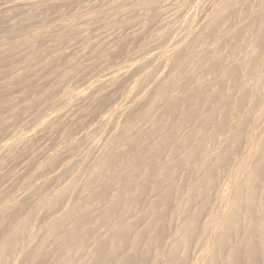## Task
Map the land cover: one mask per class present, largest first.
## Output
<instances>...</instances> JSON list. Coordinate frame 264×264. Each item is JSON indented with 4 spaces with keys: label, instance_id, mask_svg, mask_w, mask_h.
<instances>
[{
    "label": "bare ground",
    "instance_id": "6f19581e",
    "mask_svg": "<svg viewBox=\"0 0 264 264\" xmlns=\"http://www.w3.org/2000/svg\"><path fill=\"white\" fill-rule=\"evenodd\" d=\"M48 1L49 0H39L36 2L32 1V3H31V1H30V3H27L25 1H23V2L17 1V2L13 3L12 7L5 6L7 8L2 7V6H4V4L0 3V9L2 7V9H5V11L7 13V11H10V8L21 7L20 10L23 11L24 9L22 10V8L25 5L26 6L28 5L26 7L28 9V7H30V8L33 7V6L31 7L29 5H34L36 7L35 4H38V3H40V4L45 3L46 4V2L48 3ZM56 1L57 0H55V1L53 0V3ZM77 1H80V0H74V2L78 3ZM97 1L99 2V0H97ZM111 1L110 0L108 1V2H110V5H111ZM127 1L129 2V0H123V3L127 2ZM132 1H134V0H132ZM162 1L163 0H161V2ZM243 1L248 2V0H222L220 3L217 2L218 4H216V5L214 4L215 6L213 8L211 6V8H212L211 13H209L205 16L203 15L204 14L203 13L202 14L203 16L202 15L200 16V17H202L201 19H203L201 22L199 21V19H200L199 16L197 17L199 19H197L195 17L197 19V21H199V24H197L198 22L196 20H194L195 18H192L194 16L195 12L190 10V12L192 11V12H194V14H192V16L187 14L188 17L191 16V18H190L191 20L188 19V21H189L188 23L186 21V24H185V22H184L185 19H184L183 20L184 25H182V26L179 25V28H176L175 30L168 28V29L164 30L163 32H161V34L159 32L160 37H158V39L160 38V40L163 42V44L165 43L167 46L164 47V49H162L161 52L159 50H157V52L158 51L160 52V53H157L158 55L154 54L157 56L156 57L157 61H155V63L156 62L157 63L155 66L152 65L154 63V60L148 59L147 57L146 58L144 57L145 59L143 58V60L140 62H137V60H136L135 62H137V65L135 63V65H136L135 67L128 66L127 69H124L126 67L123 63L124 71L127 70L125 74L122 75V74L118 73V76H112L113 74L115 75L116 72L110 75V72L108 71L109 73L108 72L107 73L109 74V76H112V77H109V78L107 77V80L105 82L103 80L100 82L97 81L96 83L91 85V87L84 89L86 91H79V93H75V94H72V92L69 90H66V91L62 90L63 92L61 93L62 94L61 97L58 94L60 99L58 98L59 100L57 99L58 100V101L56 100L57 102L53 101L50 104L47 103L48 106L46 105L45 108L39 113V115L44 114V116H48L49 113H47L48 115H46L44 113L45 109H47L48 107H50V108L51 107L52 108L57 107V105L59 107V104H60V107L63 106V105L61 106V104H64L66 106V105L70 104V102L72 103L74 101H75L74 103H76V106L79 103L84 104L83 102L86 103V101H88L89 98H92L93 95L95 96L96 92L98 93V91L100 90L102 85H104L106 82L111 84V85L112 84L116 85V88H115V86H113V85L112 86L115 88V90H119L117 88V86L122 87L121 86L122 84L118 85V83L120 82V80L124 76L129 77V74L131 72H133V71H134V73H135V71L138 72L139 77L138 78L135 77L136 81L133 80L135 82V84H133L134 86H132V84L131 85L129 84L130 86H132L134 88V90H135L134 92L137 91L136 92L137 97L131 92L132 89H130L129 92H131L132 95H134V96H132L130 94V96L127 98V100L130 98L129 99V101H131L130 103H127L128 102L127 100H125L127 102H122L121 97H123L122 96L124 94L123 91H122L123 93L120 91L121 92L120 94H122L120 98L118 96L113 95L115 97H118V99H120L122 103H127L128 105L129 104L130 105L127 107H124L123 104H122V106L120 105L121 107H124V108H121L119 106H118L119 107L118 108L116 105V107L118 109H116L115 112L113 110L114 113L112 114L111 117H113L114 119L117 118V120L113 121V118H112L113 122H111V124L109 125L110 131L107 130L106 131L107 134L104 133L107 136L103 137L104 139L100 143H98V141H97L98 144L96 143L94 146H92V147H94V149L88 148L90 150H93V153H95V154L98 153V154L97 155L92 154L94 156V157L92 156V158H91V156H89V159L90 158L92 159V163L87 164L83 177H80L82 175L80 171H79L80 172L79 175L76 173L77 176L81 179H79L78 177H74L75 174L73 176H71V174H70V176L73 178V180H71L72 178H70V180L68 179L70 182L69 183L66 182V185H64L62 187H60L59 185H57L56 187H53L51 183L47 182L45 185L43 183L44 186L42 188H40L39 190L36 189V186H35L36 190L35 189L32 190L31 188L28 189V190H32L34 192V195L32 194L33 196H35V197L37 196V199L34 197V199L36 201L31 203L32 204L31 207L29 208L30 205L27 206L28 209H27V207L25 208V205L23 204L24 202L23 203H22V201L19 202V199H18V201L15 200L14 198H12V199L7 198L8 200L5 199V201L0 200V264H25V263H28V264H45L46 262H44V259L48 255L47 254L48 251L46 250V247L48 246L47 248H49L48 243L51 241L54 242L53 244H55V240H57V241H56V244L54 245V247H52L53 244L50 246L51 249L53 248L52 252L54 254L55 253L57 254L56 261L52 260L53 264H69V262H70V264H73L74 263L73 260H75V259H77V260L81 259L82 260L83 257L88 256V255H86L88 250H90V252L89 251L88 252L91 253L89 255H91L92 258L95 256L91 260H95L97 257L99 258V256L103 255L107 245H108L107 248L108 247H110V248H108V249L106 248V250H110L112 247V249H114L115 251L119 250L118 248L124 249L123 252H121L119 250V251H117V253H119V252L124 253L126 251L125 255H121V256H118L120 253L116 254L115 251H112V252L110 251L111 255L113 253H115L112 255V258L110 256H108L109 260H110V258L112 259L113 264H128V263L132 262L131 261L132 251H134V250L136 251V249H139L140 246L141 247L143 246L142 250H144V251H142V254H140L138 252L141 255L140 257H139V254L136 253V254H138V256L136 255V257H138V259H140L142 257L143 258V259L141 258L142 260L146 259L145 257L149 258L148 252H149L150 248H153L154 250L153 249L152 250L154 252H152L153 253L152 256L155 260V262L153 264H264V148L263 149L255 148L254 149L255 144H254V134H253V126L255 125L256 119H260V124L262 125V127L264 129V106L261 105L260 107H258L256 109L255 103L250 100V96H249L250 94H253V92H255L256 88H261V90L262 89L264 90V0H256L258 5L256 4L255 9L250 10L249 13H245L246 11L243 13V11H241L240 7L244 3L241 6L239 4L242 3ZM10 2H12V1H10ZM58 2H59V0L57 1V4H56L57 9H58V7L61 8V6H63V7L68 6L66 4H74L73 1L71 2L70 0H61L59 3ZM98 2H97V4H99ZM101 2H102V0H101ZM130 2H131V0H130ZM161 2L159 0H149V1L145 0L144 2H140L141 7L140 6L139 7L140 8L143 7L144 10H148V13L150 10L151 11L158 10L159 12L157 11V15H156V12H154L155 14L154 13L151 14V11H150L151 15H153V14H154L153 16L156 15V17H154L156 19L160 18L159 16H161V15H165L164 19H166L167 23H164V21H165L164 19L163 20L161 19V21H163V23L161 22L162 24L159 23V21H160L159 19L158 20L155 19L159 24H161V28H162V25H165V24H166V26L168 24L169 26H167V27H170L172 24L170 25L168 22L171 23V22L175 21L174 23L176 25H177V23L182 24L181 19L183 17H181V19H179L181 11L180 12L175 11L171 14H170V12H162L161 13L160 8H163L164 6H167V4L170 3V2H168V0H167V2L164 1V4H162L163 2L162 3ZM76 3H75V5H76ZM115 3L116 2L113 1L112 5ZM177 3H178V1H177ZM189 3H191V2H189ZM195 3H194V5H195ZM9 4H7V5H9ZM48 4H52V3H48ZM87 4H86V6H87ZM130 4L133 5L132 3H130ZM10 5H12V3ZM91 5H94L93 2L91 4H89L88 7H90V8H88L87 10H92V8H94L93 12H94V10H97V7H94L95 5L92 7H91ZM202 5H200V6H202ZM254 5H255V3H254ZM39 6H41V9L40 8L36 9L37 7L33 8V9H35L34 10L35 12L37 11L36 12L37 14L41 13L39 10H42V13H44L46 8H47L46 10L48 13L47 12H45V13L49 14V10H48L49 5L47 7L44 4L43 5L41 4ZM52 6H55V3H54V5L52 4ZM44 7H46V8H44ZM110 7H112V6H110ZM115 7H113V8H115ZM189 7H191V4ZM242 7H245V6H242ZM113 8H111V9H113ZM197 8H199V7H195V9H197ZM211 8H209V11ZM252 8H253V6H252ZM6 9H8V10H6ZM129 9H131V7L129 8V5H128V9L125 11H128ZM135 9H137V8H135ZM143 9H140V11ZM183 9H182V11H183ZM11 10H13V9H11ZM14 10H15V8H14ZM50 10H51V8H50ZM98 10L100 11V9H98ZM242 10H246V8L245 9L242 8ZM1 11H4V10H1ZM29 11H28V13H27V10H25V12H23V15H24V13H27V14L30 13L31 18L28 17V19H26V20L32 19L34 17V14L31 13L32 9H31V12H29ZM34 11H33V13H35ZM197 11H198V9H197ZM201 11H202V8H201ZM204 11H205V9H204ZM4 12H3V15H4ZM145 12H147V11H145ZM13 13H15V12L13 11ZM17 13H19L18 10H17ZM36 13H35V15H36ZM52 13L50 12L49 16ZM121 13H122V11H121ZM143 13H144V11H143ZM182 13L184 14L185 12H182ZM0 14H1V12H0ZM27 14L25 15V17L27 16ZM79 14L80 13H78V16H79ZM150 14H147V15H150ZM183 14H182V16H183ZM189 14H191V13H189ZM6 15H8V14H6ZM103 15L104 14H102L100 12H96V13L94 12V13H92V15L89 18L92 20L100 19L102 21L103 19H101V18H104V17H101V16H103ZM110 15H111V13H110ZM151 15L149 17H151ZM75 16H73V19H75ZM58 17L61 18V16H59V14H58ZM10 18L11 17H9L8 22L10 21ZM17 18L21 20V18H19V16ZM115 18H117V17H115ZM55 19H54V22H56ZM68 19H69V17H68ZM133 19H131V20H133ZM176 19L180 20L181 22H177L178 20H176ZM11 20H12V18H11ZM32 20H30V21H32L31 22L32 25L36 24L34 21L35 19L33 18ZM41 20H43V18H41ZM66 20H67V18H66ZM66 20L62 21V19H61L62 22H65L66 26L64 24H60L61 23L60 20H59V22H56V24L53 22L55 25L52 28H50V30L43 29L39 32L38 28L37 29L33 28L34 31L36 30V31H38V33H36V35L31 36V37H29L28 35L25 36L26 34H30V32L27 33V31H26L25 32L26 34H25V33H23L22 28L19 27L20 30L22 31V32H20V34L21 33L25 34V35H21V36H24L23 39H21V42H20V40H17L20 43L15 41L16 44H12V45H11L12 42H10V46L8 45L7 48L3 49L4 46L7 45V44H5V43H7L5 41V43L1 44V45H3V47L1 48V46H0V54L2 52H4V50H18V47L23 46V45L27 46L26 48H28V47L32 48L33 46H35L34 49H36V47L41 48V46L44 44L43 42H46L48 40V39H46L47 33L49 34V32H51L52 30H55V29H58V33L54 34L55 36L57 35L56 38L54 37L56 40H53L51 38L50 34L48 36V38H50V40H53L52 41L53 44H56V43L59 44V42H64V43L68 44L67 46H69V47L72 44L77 45L76 42L74 43V41L76 39V38H74L75 35H73L74 36L73 40H72L71 36H70L71 38H69V36H68V38H66V40H65L64 38L66 36L62 32L59 33L60 29H62L63 27L68 32V24H71V22L69 23L68 20L67 21ZM85 20H87V19L85 18ZM97 20H95V21H97ZM144 20H147V19H145V17H144ZM155 20H154V22H156ZM24 21H23V23L21 21L22 26H23V24L25 25ZM30 21H28V22H30ZM49 21L51 22V20H49ZM49 21H47V22H49ZM101 21H98V22L102 23ZM150 21H152V20L150 19ZM66 22H68V23H66ZM87 22H89V21H87ZM87 22H86V24H87ZM112 22H113L112 25L114 26L115 21H112ZM154 22H153V24H154ZM195 22L197 25L195 24ZM31 23H28V24H31ZM40 23L37 25H40ZM73 23L75 24V22H73ZM81 23H80V25H81ZM100 23H99L98 28L101 27V25H104V24H100ZM1 24H2V22H1ZM12 24H14V23H12ZM19 24L20 23H17L16 26H20ZM43 24L44 23H42L41 25H43ZM93 24L95 25L96 23L94 22ZM116 24H117V26L115 25L116 27L110 28V29H112V30H109V31H111L110 33H113V32L116 33L117 30L122 28L121 23H120V25L118 24V22ZM153 24L151 25L152 27L149 26L150 29L153 28ZM155 24H157V23H155ZM32 25H31V27H30V25H27V27L29 26L30 28H32ZM145 25H146V23H145ZM173 25H172V27H173ZM48 26H50V25H48ZM77 26H79V25L77 24ZM77 26H74V27H77ZM84 26H82V27H84ZM89 26H91L92 29H94L93 28L94 26L91 24L88 26L86 25V28H88L89 29L88 31L90 32ZM126 26H128V24ZM1 27L4 28L3 26L0 25V28ZM36 27H38V26H35V28ZM42 27H44V26H42ZM71 27H73V26L71 25ZM163 27H165V26H163ZM167 27H165V28H167ZM5 28H6V26H5ZM40 28H39V30H40ZM84 28H82V29H84ZM98 28L96 27L97 30H98ZM125 28H127V27H125ZM154 28L156 29L155 26H154ZM4 29H3V31H2V29H0V30L3 33H6V32H8V30L11 31L12 27L10 29H8L6 32L4 31ZM71 29H69V30H71ZM73 29L75 30L76 28H73ZM144 29H146V28L144 27ZM157 29H158V27H157ZM157 29H156V31H160ZM159 29H160V27H159ZM18 30L19 29H17V32H18ZM78 30H77V33H79ZM34 31H32V32L34 33ZM55 31L57 32V30H55ZM84 31L82 33H84ZM88 31H87V37L89 34ZM106 31L108 32V30H106ZM121 31H122V29H121ZM150 31H152V30H150ZM156 31H153V32H156ZM14 32H12V33H14ZM91 32H95V31H91ZM101 32H104V31H101ZM146 32L148 33L149 29ZM68 33L72 34V31L68 32ZM80 33H81V31H80ZM108 33H107V35H105V37L109 36ZM118 33H122V32H118ZM118 33H116V34H118ZM134 33H136V32H134ZM151 33L152 32H150V34ZM156 33H158V32H156ZM230 33L232 35V38L230 37L231 36L230 35L229 37L231 39L229 40L227 38L228 39L227 40L225 38V34L229 35ZM15 34H16V32H15ZM15 34H13V35H15ZM74 34H76V33H74ZM60 35H62V36L64 35L65 37H61ZM82 35H83V42H85L86 39H88V38H86L84 40V36L86 35V33H84ZM100 35H102V33H100ZM152 35L154 36L155 34H152ZM19 36L20 35H18V38H21ZM112 36H114V35H112ZM115 36L118 37L119 34L115 35ZM153 36H151V37H153ZM14 37L12 36V39H15L17 37V35L15 38ZM76 37H78V35H76ZM90 37H91L90 40H87L89 42H91V39L93 36H90ZM99 37H101V36H99ZM102 37H103V35H102ZM137 37H138V35H137ZM137 37H136V39H138ZM142 37H144V36H142ZM156 37H157V34H156ZM10 38H11V36H10ZM96 38L100 39V38H98V36ZM113 38H116V37H113ZM67 39H69V40H67ZM78 39H79V37L76 40H78ZM97 39L93 42H98ZM101 40H102V38H101ZM105 40H106V38H105ZM107 40H108V38H107ZM111 40H112V38H111ZM111 40H109V41L111 42ZM149 41H151V40H149ZM153 41H151V43ZM83 42L81 44H83ZM100 42H103V41H99V43ZM157 42L159 44L160 41L157 40ZM157 42L154 41V44H152V46L153 45L155 46V43H157ZM8 44H9V42H8ZM48 44H50V43L48 42ZM58 44H56V45H58ZM89 44L90 43H87V45H85V47L86 46L88 47ZM140 44H143V43H140ZM148 44L144 43V45H146L147 49H148V46H147ZM163 44L161 43V47L165 45V44L164 45ZM56 45H53V46H56ZM59 45L62 46L63 44H59ZM74 45H72V46H74ZM97 45H99V44H97ZM150 45H149V47H150ZM157 45L155 46L156 48H158ZM45 46L47 47V44ZM61 46H60V48H62ZM90 46L91 45H89V49H90ZM93 46L95 49L94 44H93ZM124 46L126 47V45H124ZM154 46L152 48H154ZM51 47H50V49H51ZM57 47H55V50L60 49V48L57 49ZM98 47L100 48V45ZM115 47H118V46L116 45ZM146 47H145V49H146ZM161 47L159 46V49ZM26 48H24V49H26ZM91 48H93V47H91ZM99 48H98V50H99ZM123 48H122V50H123ZM222 48L223 49L226 48L227 52L225 54L221 51ZM30 49H29V51H32ZM34 49H33V53H35V54L37 52L39 53L41 50H43V48H42L41 50L39 49L40 51L34 52ZM44 49H46V48H44ZM81 49H83V48H81ZM101 49L103 51H108L107 48H106V50H104L103 48H101ZM116 49L118 50V48H116ZM145 49H144V51L147 50V49L146 50ZM20 50H22V49H20ZM36 50H38V49H36ZM46 50H49V49H46ZM87 50H88V48H87ZM91 50H90V52H91ZM117 50H114V51H117ZM120 50H121V48H119L118 51H120ZM153 50H155V49H153ZM23 51L24 50H22V52ZM29 51H28V53L31 54L32 52H29ZM71 51H72V49H71ZM71 51L69 50V52H71ZM82 51H84V49ZM96 51H97V49H96ZM150 51H152V50H150ZM150 51L147 53H150ZM47 52L48 51H46V53ZM81 52H79V53H81ZM87 52L89 53V51H87ZM19 53H20V51H19ZM24 53H26V52H24ZM48 53L50 54V52H48ZM94 53H95V51H94ZM155 53H156V50H155ZM72 54H74L73 51L70 55H72ZM104 54H105V52H104ZM151 54H153V53H151ZM18 55H19V57H21L20 56L21 54H18ZM47 55L44 54V56H42L44 58L46 56L45 59L43 58L44 60L40 59L41 56L37 57V54L35 55L36 57L35 56L32 57L33 55H31L32 58H30V60L29 59L28 60L30 61L31 64H33V62L37 63L38 61H41V60H43V61L47 60V62L48 61L49 62L48 63L46 61L45 62L47 63L48 68L45 67L46 64L44 62L43 69H44V67L46 69H49V66H52V61L55 60V62H56V58H58L57 60H59V58L61 59L62 57H64V55L66 56V53L65 54H54L55 56L52 58L49 56L50 59L47 58ZM134 55H132V58L136 59V57H133ZM75 56H77V55H75ZM66 57H64V58L66 59ZM130 57H128L127 59H129ZM139 58L140 57H138L137 59H139ZM62 59L59 61H63ZM65 59H64V61H65ZM4 61H5V59H4ZM18 61H20V60H18ZM14 62H16V60ZM28 62L26 63L27 67H28ZM42 62H41V64H42ZM131 62H130V65L132 64ZM133 63H134V61H133ZM22 64H24V63L22 62ZM37 64H39V63H37ZM41 64H39V65H41ZM128 64H129V62L127 63V65ZM14 65H15V63H14ZM18 65H20V64H18ZM53 65H55V67H56V64H53ZM0 66H2V65H0ZM37 67H39V66H37ZM117 67H119V66H117ZM120 67L118 68V70L122 69V68L120 69ZM7 68L10 69V67H7ZM34 69H37V68L35 67ZM34 69L32 71H34ZM60 69H62V67ZM199 69L201 70L200 72L198 71ZM14 70H15V68H14ZM55 70H56V68H55ZM112 70H114V69H112ZM4 71H2V72H4ZM8 71H10V70H8ZM124 71H123V73H124ZM2 72H0V73L2 74ZM28 72H29V70H28ZM38 72H39V70H38ZM41 72L42 71L40 70V73ZM75 72L77 73V71H75ZM9 73H12V72H9ZM35 73H33V74H35ZM67 73H70V72H67ZM1 74H0V77L3 76L5 74V72L3 75H1ZM6 74H7V72H6ZM23 75H25V73H23ZM23 75L20 74L19 79L22 80ZM27 75H25V76H27ZM65 75L67 78L69 76H71V75L68 76V74H65ZM120 75H122V76H120ZM18 76L15 78L18 79ZM62 76H64V75H62ZM106 76H108V75H106ZM134 76H137V74H134ZM10 77H12V76H9V78ZM1 78H3V77H1ZM6 78H8V77H6ZM131 78L132 77L130 76V80H131ZM203 78H206L207 82ZM3 79H1V80H3ZM17 79L15 81H17ZM19 79H18V81H19ZM7 80L8 79H6L4 81H7ZM15 81H14V83H15ZM22 81L24 82V79ZM126 81L129 82L128 80H126ZM8 82H7V84L5 82H3V83H5L6 86H8ZM27 82H26V84H27ZM121 82L124 83L122 80H121ZM127 82H125V83H127ZM3 83H1V85ZM12 84H13V82H12ZM9 85H10V83H9ZM3 86H2V88H3ZM28 86L30 87V84H28ZM46 86H47V84H46ZM130 86H129V88H130ZM8 87H10V86H8ZM31 88H33V86H31ZM105 88H107V87H105ZM125 88L127 89L128 87L125 86ZM87 89H88V91H87ZM34 90H33V92H34ZM109 90L113 91V88L109 89ZM120 90H121V88H120ZM52 91H54V90H52ZM106 91H108V90H106ZM124 91H125V95H126L127 92H126V90H124ZM73 92H75V91L73 90ZM103 92H105V91H103ZM108 92H111V91H108ZM24 93H26V92H24ZM255 93H257V92H255ZM98 94H100V93H98ZM105 94L106 93H104V95ZM128 94L129 93H127V95ZM138 94H139V97H138ZM43 95H44V93H43ZM47 95H48V92H47ZM104 95H103V97H104ZM125 95H124V97H125ZM258 95L260 97V94H258ZM257 97L258 96L256 94H255V97L253 96V98H257ZM98 98L99 97H97L95 100V98L93 97V99L95 101H97ZM109 98H110V96H109ZM112 98L115 100L114 97H112ZM72 99H74V100H72ZM100 99H101V97H100ZM259 99L264 100V93H263L262 97ZM33 100H35V99H33ZM39 100H41V99H38V101ZM90 100H92V99H90ZM101 100H103V98ZM257 100H258V98H257ZM38 101L35 100L34 102L38 103ZM93 103L95 104L94 101H93ZM106 103L108 104V102H106ZM73 104H71V105H73ZM80 104L78 106L82 105V104L81 105ZM103 106H104V104H103ZM109 106H110V104H109ZM81 107H83V105ZM111 107L113 108V106H111ZM52 108H51L52 111L51 112L49 111L50 113L53 112ZM57 108H54L55 111L57 110ZM79 108L80 107H78V109ZM83 108H80V109H82V111H83ZM112 108H109L110 110H108L110 112V115H111V109ZM73 109H76V107H73ZM78 109H76V112ZM94 109H95V107H94ZM98 109L101 110V108H98ZM58 111H59V109H58ZM82 111L80 110L78 113L83 114L84 111H83V113H82ZM72 113H74V112L71 108H66L65 110L57 112V114L52 115L50 117V120H48V118L46 120H48L49 123L53 124L54 121L57 120V118L62 117V116L64 117V115L70 116V115H72ZM74 115H75V113H74ZM74 115H72V116L74 117ZM88 115H89V113H88ZM98 115H100V112ZM106 115H105V117H106ZM44 116L42 118H44ZM69 116H67V117H69ZM95 116H97V115L95 114ZM95 116H93V117H95ZM101 116H103V115H101ZM67 117H64V118H67ZM105 117H103V121H105V123H106V122H108V121H106V118L108 119V117H106V118ZM249 117L252 118V126L248 122ZM0 118L2 119V117H0ZM36 119H35V121H36ZM68 119L70 120V117ZM96 119H97V117H96ZM99 119L101 120V117ZM110 119H109V121H110ZM72 120H74V118L71 119L69 122L72 123L73 122ZM0 122L2 123L1 120H0ZM95 122H97V121H95ZM100 122H102V121H99L97 123L100 124ZM36 123H38V122H36ZM55 123H56V121H55ZM16 125H18V124H16ZM94 125H96V127H97L98 124H94ZM58 126L60 127L61 123ZM96 127L94 129H92L93 127L91 128L92 132L94 130V133H95V129L99 128L100 126L97 128ZM106 127L109 128L108 126H106ZM62 128H64V127H62ZM88 128H89V126H88ZM13 129L16 130L15 128H13ZM23 129H25V127ZM79 129H81V128H79ZM102 129H103V127H102ZM59 130H61V127ZM97 130H98V134L101 135L102 132L99 131V129H97ZM58 131H57V133H58ZM65 131H66V129H65ZM65 131H63V132H65ZM75 131H77V130H75ZM99 132H101V133H99ZM69 133H71V131L68 132V135H69ZM88 133L86 131L84 134L87 135ZM64 134L66 135V133H63V135ZM104 134H102V135H104ZM14 135H15V133H14ZM68 135L65 137L63 136L62 138L68 139ZM89 135H90V139H91V136L93 135V133L91 134V130H90ZM69 136H72V135H69ZM78 136H79V134H78ZM96 136H97V133H96ZM81 137H82V134H81ZM83 137L81 139H83V141L85 140V142H86L87 137L86 138H85V136H83ZM80 138H77L78 141L80 140ZM99 138H102V136L101 137L99 136ZM23 139H25V138H23ZM26 139H25V142H26ZM74 139L75 138H73V139L69 138V140L71 141V142H69L70 144H67L68 142L66 143V141H63V144L66 143L67 148L70 150L71 148H73V145L76 144L75 142H78V141H76V139L75 140ZM90 139H89V141H90ZM15 140L19 143V141L21 139L17 140V138H16ZM15 140H14V142H15ZM73 140L75 142H72ZM91 140H93V139H91ZM8 141H10V140H8ZM12 141H11V143H12ZM83 141H80L81 144L84 143ZM141 141L142 142L144 141V143L141 144L140 143ZM14 142L12 144L14 146H16L14 144ZM94 142H96V140H94ZM94 142L92 141L91 143L94 144ZM11 143L10 144L5 143L4 145L0 146V150H2V149L4 150L6 148V150L8 149V151H9V149H11L13 146ZM78 144L79 143H77V145ZM86 144H87V147L91 146V144H88V141ZM84 145H85V143H84ZM9 146H10V148H8ZM79 147H80V144H79V146H77V148H79ZM84 147H86V146H84ZM63 148L66 149L65 146ZM80 148H82V146ZM68 149H67V152L69 153ZM6 150H5V152H6ZM71 150H73V149H71ZM71 150H70V153H72ZM84 150L87 151V149H84ZM61 151H62V149H61ZM61 151H58V153ZM80 151L76 150V152H78L77 154H79ZM76 152L72 155H75ZM42 153H44V152H42ZM47 153L48 152H46V154ZM82 153L83 152H81V154ZM85 153H83L82 156H84ZM50 154L52 155L53 153L51 152ZM81 154H79V155H81ZM87 154H88V152H87ZM49 155H47V156H49ZM66 155H68V154H66ZM72 155H70L71 159H72V157H71ZM54 156H49V158L51 159L49 161V163L47 162L48 157L46 158L44 156L47 159V160L45 159L46 164L48 163L47 166H49L51 169V175L54 174L52 171L55 168V166L57 165V159H56L57 155H56V157H54ZM60 156H61V154H60ZM80 157H79V159H81V161H82V159H84L85 156L81 157V158ZM32 158H34V157H32ZM67 158H68L67 161H69L71 163L72 161L69 160L70 159L69 157H66L65 160ZM86 158H88V157H85V159ZM93 158L95 159L94 161H93ZM62 159L64 160V158H62ZM74 159H76V158L74 157ZM79 159H76L75 162L72 164H75V166H76V164L78 163L77 160H79ZM11 160H12V158H11ZM21 161H20V163H21ZM37 161H38V159H37ZM67 161H66V163H67ZM84 161H85V164L88 163V162H86V160H84ZM87 161H89V160L87 159ZM69 162H68V164H70ZM80 163H78V164H80ZM46 164H44V166ZM39 165L37 167H39ZM58 165H59V163H58ZM80 165H82V163ZM47 166H46V168H47ZM61 166H62V164H61ZM43 172H44V170H43ZM48 173H50V171ZM62 173H64V172L62 171ZM59 174H56V175L58 176ZM44 175L47 176L49 174L46 175L44 173ZM44 175L43 176L41 175V177L42 178L45 177ZM64 176L65 175H63V177ZM175 176L179 177V179H181V178H184V179L181 183L180 182L178 183L177 188L174 185L175 181L172 183L174 185V187L176 188V191H177L176 193L178 194L179 202L177 204V210L175 211L173 209L175 212H173L172 215H170L172 212L170 214L168 213L170 215V217H168V219L171 218L170 221H168V219H166L167 221L164 219L165 220L164 222H166V223L170 222V229H169V226L167 227L169 232L168 231L165 232V229H166L165 226L166 225H164V222L161 219L162 215H160V214H163V211H161V210H164L166 212L168 211L166 205L169 206V203H167V201L170 200L169 196L171 195L172 191L174 190L171 182H172V178H174ZM51 177H47V178H51ZM60 177H62V176H60ZM53 178H54V176H53ZM129 179H131L132 181ZM2 180H5V179H2ZM51 180H52V178H51ZM64 180L66 181L67 179H64ZM175 180H177V179H175ZM55 182H53V183H55ZM145 183L147 184V186L149 185L150 192H152V198H151V196L149 197V195L145 196L147 198L149 197L150 199L148 200L147 205L145 204V207L147 206L146 211L143 212L141 210L143 212V214L141 216L142 218L141 217L140 218L134 217V216L132 217L131 216L132 213H129L130 211L124 212L123 214L122 213L117 214V212H119L118 209L121 206L120 199L122 200L125 195H127V196L129 195L128 197H132L131 202H134V203L136 202L137 207H138V203H140V202H138V201H140L139 200L140 197L142 195H144V192H146ZM23 184H25V183H23ZM175 184L177 186V183H175ZM40 185H42V184H39V186ZM116 186H117V188H116ZM14 187L15 186H13V188ZM20 187H21V185H20ZM113 187H115V188H113ZM112 189L114 190L113 194H111ZM110 190H111V193H110ZM27 193H28V191H27ZM212 194L214 196L213 198L216 200V203H213L214 201L212 202L210 199V197H212ZM28 195H30V194H28ZM172 196H173V194H172ZM174 196L177 197V195H175V194H174ZM125 197H124V199H125ZM127 198L125 199L126 201L124 199L123 200L125 202H127ZM30 199H31V197H30ZM142 199H143V197H142ZM198 199L201 201L198 202ZM104 200H106V203L105 202L101 203ZM128 200H130V198ZM94 201L97 202V204H98V201H99V204H102L101 207L98 206L99 207V208H97L98 210L97 209L94 210V207L92 206ZM144 201H147L146 198L144 199ZM177 201H178V199H177ZM209 201L212 202L211 208H209L210 207ZM136 203H135V205H136ZM103 204H104V206H103ZM213 204H214V206H213ZM139 206L141 208V205H139ZM164 206H166V210H165V208H163ZM126 207L127 206H125L123 208L120 207V209H124ZM142 207L144 208V206H142ZM128 209H130L132 212L131 208H128ZM42 210H43V213L45 212L47 215V217H45L44 219H41L40 216L37 217L39 212ZM82 210H83V212L84 211H86V212L83 213ZM136 210H135V212H136ZM79 211H81V214L82 213L84 214L83 218L79 216L80 215V214H78V213H80ZM141 211H139V212L142 213ZM96 212H97V214H95ZM77 214L81 219L80 218L74 219V217L75 218L77 217L76 216ZM137 214L134 213L135 216H140ZM156 214L160 215V217H158ZM44 215L45 214H42L41 217ZM38 218H40V219H38ZM123 218H125V220L127 219V221H125V220L122 221ZM164 218H165V216H164ZM130 219H132V220L136 219V220H135V222L134 221L132 222V220H130ZM140 220H142L144 223L141 225V223H142V221H141V223H140L141 229L139 227V230H137L135 233L134 230H135V228H137L136 225L139 226V224H137V223ZM67 225H68V227H67ZM133 228H134V230H132V231L134 232L135 235H133L132 239L131 240L129 239L130 240L129 241L128 238L126 239V237H125L126 231L127 230L129 231ZM102 229H106V231H110V232L113 231V232L109 233L110 235L107 232H106L107 234H105L104 232L102 234V232H101ZM166 233H168V234H166ZM97 235H99V236H97ZM127 237H128V235H127ZM191 247L193 248V252H192L193 254L191 255V253H190L191 257H189L190 255L188 254V252H189ZM129 250L131 251V254H130ZM84 251H86V253ZM128 251H129L130 257L128 256V254H126ZM135 251H134V254H135ZM52 252H50V253L48 252V253L52 254ZM67 252H71V253L73 252V253L70 255V253H67ZM65 253H66V255H65ZM67 254L69 255V258H66V260H65V256H67ZM70 256H72L73 259ZM134 256L135 255H133V258H136ZM52 259H55V258L53 257ZM71 259H72V261H71ZM87 259L89 260V258H86L85 260L83 258L82 261H86ZM97 259H96V261H97ZM138 259H137V261H138ZM141 259L139 260L140 261L139 263H141V261H142ZM91 260L89 261V263H86V262L83 263L82 261H81L82 263H80L79 261H77V262L75 261L76 263H74V264H77V263H79V264H99V261H97V262L93 261L92 262ZM133 261H135V260H133ZM50 262L51 261H49V263H47V264L52 263V262L51 263ZM71 262H73V263H71ZM143 262H145V260ZM133 263L135 264V262H133ZM136 263L138 264V262H136ZM150 263H151V261H150ZM105 264H107V263H105Z\"/></svg>",
    "mask_w": 264,
    "mask_h": 264
},
{
    "label": "rangeland",
    "instance_id": "374dc122",
    "mask_svg": "<svg viewBox=\"0 0 264 264\" xmlns=\"http://www.w3.org/2000/svg\"><path fill=\"white\" fill-rule=\"evenodd\" d=\"M10 1H12V2H10ZM17 1H19V2H23V1H25V2H27V3H30V1H31V3H32V1L33 2H36V1H39V0H0V3H3L4 4V6H2V7H5V6H10V7H12L13 6V3L14 2H17ZM55 1V0H54ZM58 1V0H57ZM57 1L56 2H54L55 3V6H52V4L54 5V3H53V0H49L48 1V3H52V4H48L47 2H46V4L45 3H41L42 5L44 4L46 7L48 6V10H49V14H50V12L53 14H51L50 16H49V14H47L48 12H47V8L46 7H44V8H46L45 9V11H44V13H42V10H39L41 13H36L34 10L35 9H33L35 6L34 5H29V6H33L32 8H30V7H28V9L26 8L27 6L25 5V6H23V8H22V10L23 11H21L20 9H21V7H14L15 8V10H14V8H10V11H7V13H6V11H5V9H2V7H1V9H0V12H1V14H0V21L2 22V24H1V22H0V25L1 26H3L4 28H5V26H6V28L4 29V28H0V29H2V31H3V29H4V31L6 32L8 29H10L11 27H12V29H11V31L10 30H8V32H6V33H3L1 30H0V46H1V48L3 47V45H1V44H3V43H5V41L7 42V43H5V44H7L6 46H4V48L3 49H5V48H7V46L9 45L10 46V42H12L11 43V45L12 44H16V42H18V43H20L21 42V39H23V37L24 36H21V35H25L26 33V31H27V33H29L30 32V34H26L25 36H29V37H31V36H34V35H36V33H38V31L40 32L41 30H43V29H46V30H50V28H52L55 24H56V22H59V20L61 21V19H62V21L64 20H66V18H67V20H68V22L70 23L71 22V24H68V32H71L72 31V34L71 33H68L67 31H66V29H64V27L62 28V29H60V31H59V33L60 32H62L64 35L62 36V35H60L61 37H65L64 39L66 40V38H68V36H69V38H71L72 37V40L74 39V38H78L79 37V39L78 40H76L75 39V41H74V43L76 42L77 43V45L75 44H72V45H74V46H67L68 44H66V43H64V42H59V44H63L62 46L61 45H59L58 43H56V44H58V45H56V44H53L52 43V41L53 40H56L55 38L57 37V35L55 36L54 34H56V33H58V29H55V30H57V32L55 31V30H52L51 32H49V34L51 35V38L53 39V40H50V38H48V36H49V34L47 33V38L46 39H48L46 42H43L44 44L41 46V48L40 47H36V49H38V50H36V49H34L35 48V46H33L32 48L34 49V52H36V51H40L42 48H43V50H41L39 53L37 52L36 54H37V57L38 56H41V58L40 59H43L44 57H42V56H44V54L45 55H47V58H49L50 59V57L52 58V57H54L55 55L54 54H65L66 53V56L64 55V57H66V59L64 58V57H62L61 59L63 60V61H59V60H61L60 58H59V60H57L58 58H56V62H55V60L54 61H52V66H49V69H46V68H48V66H47V63L49 62H47V60H45V61H43L45 58H46V56H45V58L43 59V60H41V61H38L37 63H39V64H41V62H42V64L41 65H39V64H37V63H35V62H33V64H31L30 63V58H32V57H34L36 54L35 53H33V49L31 48V47H28V48H26L27 46H25V45H23V46H20V47H18V50H4V52H2L1 54H0V65H2V66H0V72H2V71H4L5 69V74H6V72H7V76L4 74V72H2V74L1 75H3V76H1V77H8V78H6V79H8L7 81H4V80H6L5 78L3 79V78H1L0 77V108L2 109H0V117H2V119L0 118V120L2 121V123L0 122V146H2V145H4L5 143H8V144H10L11 143V141L14 139H16L17 138V140H20L19 141V143L15 140V142H14V140L12 141V143L14 142V144L16 145V146H14L12 143V148L11 149H9V151H8V149L6 150V148L3 150H0V200H4L5 201V199H12V198H14L15 200H17L18 201V199H19V202H21L22 201V203L25 205V208L28 206V205H30L29 206V208L31 207V203H33V202H35L36 200L34 199V197L35 196H33L34 195V192L32 191V190H34L35 189V186H36V189L37 190H39L40 188H42L47 182H49V183H51L52 184V186L53 187H56L57 185H59L60 187H62V186H64V185H66V182H70L69 180H70V178H72L71 176H73L74 174L76 175H74V177H78L77 176V174L79 175L80 174V172H81V176L80 177H83V175H84V171H85V168H86V166H87V164H90V163H92V156L93 155H97L98 153H93V150H90V149H88V148H91V149H94V147H92V146H94L96 143H97V141H98V143H100L104 138L103 137H106L107 135V133H106V131L107 130H109L110 129V124H111V122H113L114 120H117V118H113V117H111L112 116V114L116 111V109H118L119 107H121L122 106V104L124 105V107H127V106H129L127 103H130L131 101H129V99L127 100V98L130 96V94L132 95V93L136 96L137 95V91L136 92H134L135 90H134V88L132 87V86H134L133 84H135V82L133 81V80H135L136 81V78H138L139 76H138V72L137 71H135V73H134V71L133 72H131L130 74H129V77H126V76H124L121 80L125 83V82H127L126 80H128L129 82H127V83H122L121 82V80H120V82L118 83V85H120V84H122L121 86L122 87H119V86H117V88L119 89V90H115V88H116V85H114V84H112L113 86H115V88L111 85V84H109V83H105L104 85H102V87L100 88V90L98 91V93H100V94H98L97 92H96V94H95V96L93 95L92 96V98H89L88 99V101H86V103L85 102H83L84 104H82L83 105V107H81V106H78L79 104H77V106H76V103H74V102H70V104H68V105H64V104H61V106L62 107H60V104H59V107H58V105H57V107H51L52 109H53V112L55 111V109L54 108H57V112H60V111H62V110H65L66 108H71L72 110H73V112L75 113V115H74V113H72V115H74V117L72 116V115H67V116H69L70 117V120L71 119H73L74 118V120H72L73 122L71 123V122H69L70 120L68 119L69 117H67L66 115H64V117H67V118H64L63 116L62 117H59V118H57V120H55L56 121V123H55V121H54V123L53 124H51V123H49L48 122V120H50V117L52 116V115H55V114H57V112L55 111L54 113L52 112V113H50L52 110H51V108L50 107H48L47 109H45V111H44V113L46 114V115H48L47 113H49V115L48 116H44V114H42V115H39V113L45 108V106L47 105L48 106V104H50L51 102H53V101H56L58 98H59V95H60V97H61V93L63 92V91H66V90H69V91H71L72 92V94H75V93H79V91H86V90H84V89H86V88H89V87H91V85H93L94 83H96L97 81H106L107 80V77L109 78V77H112V76H118V73L119 74H125L126 73V71L127 70H125L124 71V69H127L128 68V66H132V67H135L136 65H137V62H140V61H142L143 60V58L145 57H147L148 59H153L154 60V63L152 64L153 66H155L156 65V63H155V61H157V56L156 55H158L157 53H160L161 51H162V49H164V47H166L167 45L165 44H163V42L160 40V38L158 39V37H160L159 35L161 34V32H163L164 30H166V29H172V30H175L176 28H179V25L180 26H182V25H184L183 24V20H184V22H185V24H186V21H187V23L189 22L188 21V19L189 20H191L190 18H191V16H192V14H194V12H195V14H194V16L192 17V18H197L198 16H199V18L201 19L202 17H200L203 13V15L205 16V15H207V14H209V13H211V11H212V8L216 5V4H218V3H220L221 1L220 0H168V2H170L169 4H167V6H164L163 8H160V11H161V13L162 12H170V14L171 13H173V12H175V11H177V12H180L181 11V13L182 12H185L184 14H183V16H182V14L180 13V18L179 19H181V17H183L182 19H181V21H182V24L181 23H177V22H181L180 20H178V19H176V20H178L176 23H177V25L174 23V22H168L170 25L172 24H174L173 25V27H172V25L170 26V27H167V26H169L168 24H167V26H166V24L165 25H162V28H161V24L163 23V21H161V19L163 20L164 19V17H165V15H161V16H159L160 18H158L160 21H159V23H161V24H159L156 20H158V19H156V18H154V17H156V15H157V11L158 10H154V11H151V14L152 13H154V12H156V15L155 16H153V15H151L150 14V11H149V13H148V10H144L143 9V7L142 8H140L141 7V3L140 2H144L145 0H134V1H132L131 0V2H130V0H129V2L127 1V2H124L123 3V0H110L111 1V5H110V2H108L109 0H102V2H101V0H99V2L96 0H80V1H77L78 3H76V2H74V0H70L71 2L73 1V3L74 4H66V5H68V6H61V8L60 7H58V9H57V7H56V4H57ZM61 0H59V2H60ZM106 1V2H105ZM116 2L115 4H113L112 5V2ZM149 1V0H148ZM160 2H161V0H159ZM164 1L165 2H167V0H163L161 3L162 4H164ZM177 1H178V3H177ZM187 1V2H186ZM198 1V2H197ZM206 1V2H205ZM220 1V2H219ZM256 1V0H255ZM254 0H248V2H242V3H240L239 5L241 6L243 3V5L242 6H245V7H242V8H246V10H242V8L240 7V9H241V11H243V13L245 12V13H249V11L250 10H252V9H255V6H256V4L258 5V3H257V1L255 2ZM58 2V3H59ZM89 2V3H88ZM93 2V4L95 5H91V7L92 6H94V7H97V10H94V12L96 13V12H100V13H102V14H104L103 16H101V17H104V18H101V19H103L102 21L100 20V19H95V20H97V21H95V20H92V19H90L89 17L92 15V13H94L93 12V9L94 8H92V10H87L88 8H90V7H88L89 6V4H91ZM97 2L99 3V4H97ZM135 2V3H134ZM138 2V3H137ZM147 2V1H146ZM174 2V3H173ZM189 2H191V3H189ZM195 3V5H194V3ZM200 2V3H199ZM205 2V3H204ZM213 2V3H212ZM218 2V3H217ZM255 3V5H254V3ZM11 4L12 3V5H7V4ZM75 3H76V5H75ZM84 3V4H83ZM88 3V4H87ZM101 3V4H100ZM104 3V4H103ZM127 5H126V4ZM130 3H132L133 5H131ZM188 3V4H187ZM209 3V4H208ZM212 3V4H211ZM6 4V5H5ZM40 3H38V4H35L36 5V9H38V8H40L41 9V6H39V5H41ZM86 4H87V6H86ZM120 4V5H119ZM125 4V5H124ZM139 4V5H138ZM143 4V3H142ZM184 4V5H183ZM190 4H191V7H189L190 6ZM203 4V5H202ZM215 4V5H214ZM52 7H51V6ZM103 5V6H102ZM128 5H129V8L131 7V9H129L128 11L132 14H130L128 11H125V10H127L128 9ZM139 7H137V6ZM193 5V6H192ZM200 5H202V6H200ZM210 5V6H209ZM253 6V8H252V6ZM39 6V7H38ZM84 6V7H83ZM110 6H112V7H110ZM116 6V7H115ZM134 8H133V7ZM186 6V7H185ZM209 6V7H208ZM211 6H212V8H211ZM7 7H5V8H7ZM25 7V8H24ZM43 7V6H42ZM51 8V10H50V8ZM55 7V8H54ZM113 7H115V8H113ZM195 7H199V8H197L198 9V11H197V9H195ZM248 7V8H247ZM17 8V9H16ZM19 8V9H18ZM53 8V9H52ZM60 8V9H59ZM85 8V9H84ZM105 8V9H104ZM111 8H113V9H111ZM127 8V9H126ZM134 10H133V9ZM135 8H137V9H135ZM165 8V9H164ZM173 8V9H172ZM184 8V9H183ZM192 8V9H191ZM201 8H202V11H201ZM209 8H211L210 9V11H209ZM11 9H13V10H11ZM31 9H32V12H31ZM43 9V8H42ZM76 9V10H75ZM84 9V10H83ZM98 9H100V11L98 10ZM108 9V10H107ZM122 9V10H121ZM139 9V10H138ZM140 9H143V10H141L140 11ZM162 9V10H161ZM182 9H183V11H182ZM187 9V10H186ZM189 9V10H188ZM204 9H205V11H204ZM249 9V10H248ZM1 10H4V11H1ZM6 10H8V9H6ZM17 10H18V12L19 13H17ZM20 10V11H19ZM25 10H27V13H28V11L29 12H31L32 14H34V21H35V23L36 24H34V25H32V19H29V20H26V19H28V17H30V13L29 14H27V13H24V15H23V12H25ZM60 12H59V11ZM102 10V11H101ZM106 10V11H105ZM119 10V11H118ZM190 10H192V11H194V12H190ZM13 11L15 12V13H13ZM33 11L36 13V15H35V13H33ZM38 11V12H39ZM90 11V12H89ZM105 11V12H104ZM112 11V12H111ZM114 11V12H113ZM121 11H122V13H121ZM126 13H125V12ZM134 13H133V12ZM143 11H144V13H143ZM145 11H147V12H145ZM187 11V12H186ZM204 11V12H203ZM209 11V12H208ZM3 12H4V15H3ZM9 12V13H8ZM22 12V13H21ZM45 12H47V13H45ZM62 12V13H61ZM74 12V13H73ZM128 12V13H127ZM159 12V11H158ZM8 14V15H6V14ZM12 13V14H11ZM17 13V14H16ZM78 13H80L79 14V16H78ZM84 13V14H83ZM110 13H111V15H110ZM114 13V14H113ZM189 13H191V14H189ZM21 14V15H20ZM27 14V16L25 17V15ZM58 14H59V16H61V18H59L58 17ZM76 16H75V15ZM147 14H150L151 15V17H149L150 15H147ZM191 15L190 17H188V15ZM198 14V15H197ZM16 15V16H15ZM63 15V16H62ZM75 16V19H73V16ZM128 15V16H127ZM187 15V16H186ZM196 15V16H195ZM202 15V16H203ZM5 16V17H4ZM19 16V18H21L22 16V18H21V20L20 19H18L17 17ZM38 16V17H37ZM40 16V17H39ZM46 16V17H45ZM49 16V17H48ZM78 16V17H77ZM112 16V17H111ZM140 16V17H139ZM148 16V17H147ZM9 17H11L12 18V20H11V18H10V21L8 22V20H9ZM68 17H69V19H68ZM72 17V18H71ZM87 19V20H85V18ZM94 17V16H93ZM115 17H117V18H115ZM140 19H139V18ZM142 17V18H141ZM144 17H145V19H147V20H144ZM187 17V18H186ZM6 18V19H5ZM31 18V17H30ZM41 18H43V20H41ZM56 18V19H55ZM65 18V19H64ZM81 18V19H80ZM84 18V19H83ZM100 18V17H99ZM134 18V19H133ZM194 19V20H196L197 21V19H199V18H197V19ZM204 18V17H203ZM26 21H24V20ZM54 19L56 20V22H54ZM89 19V20H88ZM131 19H133V20H131ZM137 19V20H136ZM150 19L152 20V21H150ZM156 19V20H155ZM199 19V21L201 22L203 19H201L200 20ZM235 19V18H234ZM233 19V20H234ZM20 22H19V21ZM30 20H32V21H30ZM49 20H51V22L49 21ZM66 20V21H67ZM92 20V21H91ZM149 20V21H148ZM154 20L156 21V22H154ZM165 21H164V23H167V21H166V19H164ZM21 21H22V23H23V21H24V23H25V25L23 24V26L21 25ZM28 21H30V22H28ZM47 21H49V22H47ZM61 21V23L60 24H64L65 26H66V24H65V22H62ZM79 21V22H78ZM87 21H89V22H87V24H86V22ZM96 23L95 25L93 24L94 22ZM98 21H101L102 23H100V22H98ZM105 21V22H104ZM112 21H115L114 23H115V25L117 26V22H118V24L120 25V23H121V25H122V31H121V29H119V30H117L116 31V33H118V32H122V33H118L119 34V36L117 37V36H115V35H118V34H116L115 32H113V33H110L111 31H109V30H112V29H110V28H114V27H116L115 25L113 26L112 24H113V22ZM146 21V22H145ZM150 23H148V22ZM199 21H197L198 23L197 24H199ZM20 23L19 25L20 26H16V24L17 23ZM31 23V24H28V23ZM38 22V23H37ZM41 22V23H40ZM55 24H54V23ZM68 22H66V23H68ZM73 22H75V24L73 23ZM82 22V23H81ZM133 22V23H132ZM152 22V23H151ZM153 22H154V24H153ZM10 23V24H9ZM12 23H14V24H12ZM27 23V24H26ZM40 23V25H37V24H39ZM42 23H44L43 25H41ZM46 23V24H45ZM50 23V24H49ZM80 23H81V25H80ZM99 23L100 24H104V25H101V27H99L98 28V26H99ZM108 23V24H107ZM123 23V24H122ZM140 23V24H139ZM144 23V24H143ZM145 23H146V25H145ZM148 23V24H147ZM155 23H157V24H155ZM59 24V23H58ZM77 24L79 25V26H77ZM83 24V25H82ZM93 25L92 27L94 28V29H92L91 28V26H89L90 27V32L88 31L89 29L88 28H86V25L88 26V25ZM106 24V25H105ZM128 24V26H126ZM139 24V25H138ZM142 24V25H141ZM153 24V28H151L150 29V27H152L151 25ZM159 24V25H158ZM195 24H196V22H195ZM196 24V25H197ZM11 27H10V26ZM14 27H13V26ZM27 25H30V27H31V25H32V28H30L29 26L27 27ZM48 25H50V26H47ZM71 25L73 26V27H71ZM85 25V26H84ZM125 25V26H124ZM138 25V26H137ZM148 25V26H147ZM157 25V26H156ZM195 25V26H196ZM22 26V27H21ZM26 26V27H25ZM35 26H38V27H36L35 28ZM42 26H44V27H42ZM74 26H77V27H74ZM82 26H84V27H82ZM104 28H103V27ZM133 26V27H132ZM150 26V27H149ZM154 26L156 27V29H157V27H158V29L157 30H160V31H156V29L154 28ZM163 26H165V27H167V28H165V27H163ZM176 26V27H175ZM10 27V28H9ZM22 28V31H23V33H25V34H23V33H21L20 34V32H22L21 30H20V28ZM41 27V28H40ZM47 27V28H46ZM84 28V29H82V28ZM96 27L98 28V30L96 29ZM125 27H127V28H125ZM144 27L146 28V29H144ZM148 27V28H147ZM159 27H160V29H159ZM16 28V29H15ZM37 29L38 28V31H34V29ZM39 28H40V30H39ZM72 28V29H71ZM73 28H76L75 30L73 29ZM81 31V33L84 31V33H86V37L84 36V40L86 39V38H88V39H86V41L85 42H83V35L82 34H84V33H80V31L78 30V29ZM17 29H19L18 30V32H17ZM24 29V30H23ZM32 29V30H31ZM69 29H71V30H69ZM148 29H149V32L147 33L146 31H148ZM16 30V31H15ZM29 30V31H28ZM77 30H78V32L79 33H77ZM106 30H108V32L106 31ZM135 30V31H134ZM150 30H152V31H150ZM10 31V32H9ZM16 32V34H15V32ZM32 31H34V33L32 32ZM55 31V32H54ZM87 31H88V37H87ZM91 31H95V32H91ZM101 31H104V32H101ZM132 31V32H131ZM153 31H156V32H158V33H156V32H153ZM2 32V33H1ZM12 32H14V33H12ZM108 33V35L109 36H106L105 37V35H107V33ZM134 32H136V33H134ZM146 32V33H145ZM150 32H152L151 34H150ZM159 32H160V34H159ZM12 33V34H11ZM18 33V34H17ZM61 33V34H62ZM67 35H66V34ZM74 33H76V34H74ZM100 33H102V35H103V37H102V35H100ZM11 36V38H10V36ZM13 34H15V35H13ZM53 34V35H52ZM69 34V35H68ZM97 34V35H96ZM136 34V35H135ZM143 34V35H142ZM152 34H155L154 36L152 35ZM156 34H157V37H156ZM16 35H17V37H16ZM18 35H20L19 37H21V38H18ZM73 35H75V37L73 36ZM76 35H78V37H76ZM95 35V36H94ZM112 35H114V36H112ZM134 35V36H133ZM137 35H138V37H137ZM153 36V37H151V36ZM231 35V33L228 35V34H225V38L227 39H231L232 38V35ZM6 36V37H5ZM12 36L15 38V39H12ZM59 36V37H60ZM71 36V37H70ZM90 36H93L92 37V39H91V42H89V41H87V40H90ZM98 36V38H100V39H97L96 37ZM99 36H101V37H99ZM142 36H144V37H142ZM227 36V37H226ZM231 38H230V37ZM10 39H9V38ZM55 37V38H54ZM74 37V38H73ZM95 37V38H94ZM113 37H116V38H113ZM136 37L138 38V39H136ZM142 37V38H141ZM8 38V39H7ZM101 38H102V40H101ZM105 38H106V40H105ZM107 38H108V40H107ZM111 38H112V40H111ZM127 38V39H126ZM129 38V39H128ZM224 38V39H225ZM98 40V42H93V41H95V40ZM104 39V40H103ZM120 39V40H119ZM122 39V40H121ZM225 39V40H226ZM227 39V40H228ZM17 40H20V42L19 41H17ZM67 40H69V39H67ZM71 40V41H72ZM109 40H111V42L109 41ZM119 40V41H118ZM149 40H151V41H156L157 42V40L158 41H160L159 42V44H158V42L157 43H155V46L157 45L158 46V48H156L154 45V48H152L153 46H152V44H154V41L151 43V41H149ZM16 41V42H15ZM51 41V42H50ZM99 41H103V42H100L99 43ZM123 41V42H122ZM125 41V42H124ZM134 41V42H133ZM143 41V42H142ZM8 42H9V44H8ZM48 42L51 44H48ZM73 42V41H72ZM80 42V43H79ZM83 42V44H81ZM122 42V43H121ZM86 43V44H85ZM87 43H90L89 45H91L90 46V49H89V45H88V50H87V48L85 47V45H87ZM125 43V44H124ZM127 43V44H126ZM140 43H143V44H140ZM144 43H146V44H148L147 46H148V49H147V47H146V45H144ZM161 43L164 45V46H162L161 47ZM4 44V45H5ZM47 44V47L45 46ZM70 44V43H69ZM85 44V45H84ZM93 44L95 45V49H94V46H93ZM97 44H99L100 45V48L98 47L99 45H97ZM120 44V45H119ZM123 46H122V45ZM134 44V45H133ZM142 46H140V45ZM151 44V45H150ZM53 45H56V46H53ZM97 45V46H96ZM118 46V47H115V46ZM124 45H126V47L124 46ZM149 45H150V47H149ZM49 46V47H48ZM52 46V47H51ZM58 46V47H57ZM60 46L62 47V48H60ZM79 46V47H78ZM102 46V47H101ZM110 46V47H109ZM120 46V47H119ZM159 46L161 47L160 49H159ZM50 47H51V49H50ZM55 47H57V49H59V50H55ZM78 47V48H77ZM85 47V48H84ZM91 47H93V48H91ZM97 47V48H96ZM124 47V48H123ZM145 47H146V49H145ZM22 49V50H24L23 52H22V50H20V49ZM24 48H26V49H24ZM31 48V49H30ZM44 48H46V49H49V50H46V49H44ZM72 49V51H73V53L74 54H72V55H70L71 53H72V51H71V49ZM81 48H83L84 49V51H82L83 49H81ZM98 48H99V50H98ZM101 48H103L104 50H106V48H107V50L109 51H103ZM116 48H118V50H119V48H121V50L120 51H118ZM122 48H123V50H122ZM130 50H129V49ZM29 49L30 50H32V51H29ZM40 49V50H39ZM92 49V50H91ZM96 49H97V51H96ZM128 49V50H127ZM144 49L146 50V51H144ZM153 49H155L156 50V53H155V50H153ZM55 50V51H54ZM69 50L71 51V52H69ZM77 50V51H76ZM90 50H91V52H90ZM101 50V51H100ZM114 50H117V51H114ZM134 50V51H133ZM138 52H137V51ZM150 50H152V51H150V53H147V52H149ZM157 50H159L158 52H157ZM15 51V52H14ZM19 51H20V53H19ZM28 51L29 52H32L31 54L30 53H28ZM43 51V52H42ZM46 51H48V52H50V54L47 52L46 53ZM54 51V52H53ZM82 51V52H81ZM87 51H89V53L87 52ZM94 51H95V53H94ZM129 51V52H128ZM224 54L227 52V50H226V48H222V50H221ZM14 52V53H13ZM23 54H22V53ZM24 52H26V53H24ZM45 52V53H44ZM57 52V53H56ZM65 52V53H64ZM69 52V53H68ZM79 52H81V53H79ZM104 52H105V54H104ZM141 52V53H140ZM44 53V54H43ZM68 53V54H67ZM151 53H153V54H151ZM4 54V55H3ZM18 54H21L20 56L21 57H19V55ZM26 54V55H25ZM39 54V55H38ZM43 54V55H42ZM108 54V55H107ZM135 54V55H134ZM154 54H156V55H154ZM31 55H33L32 57H31ZM75 55H77V56H75ZM83 55V56H82ZM85 55V56H84ZM132 55H134L133 57H136V59L134 58H132ZM142 55V56H141ZM5 56V57H4ZM27 56V57H26ZM50 56V57H49ZM70 56V57H69ZM101 56V57H100ZM115 58H114V57ZM131 56V57H130ZM18 59H17V58ZM23 57V58H22ZM36 57V56H35ZM85 57V58H84ZM105 57V58H104ZM124 57V58H123ZM128 57H130L129 59H127ZM138 57H140L139 59H137ZM7 58V59H6ZM23 60H21V59ZM84 58V59H83ZM92 58V59H91ZM144 58V59H145ZM4 59H5V61H4ZM27 59V60H26ZM29 59V60H28ZM48 59V60H49ZM64 59H65V61H64ZM69 61H68V60ZM16 60V62H14ZM18 60H20V61H18ZM137 60V62H135ZM139 60V61H138ZM2 61V62H1ZM26 61V62H25ZM29 61V62H28ZM58 61V62H57ZM93 61V62H92ZM132 61V62H131ZM133 61H134V63H133ZM4 62V63H3ZM15 63V65H14V63ZM18 62V63H17ZM20 62V63H19ZM22 62L24 63V64H22ZM28 62V67H27V63ZM44 62H45V64H46V68L44 67V69H43V66H44ZM54 62V63H53ZM79 62V63H78ZM109 62V63H108ZM129 62V64L127 65V63ZM130 62L133 64H131L130 65ZM3 63V64H2ZM6 63V64H5ZM9 63V64H8ZM17 63V64H16ZM99 63V64H98ZM123 63H124V65H125V67L126 68H124V65H123ZM135 63H136V65H135ZM14 66H13V65ZM18 64H20V65H18ZM26 64V65H25ZM35 64V65H34ZM53 64H56V67H55V65H53ZM83 64V65H82ZM105 64V65H104ZM121 64V65H120ZM7 65V66H6ZM41 66L40 68L39 67H37V66ZM51 65V64H50ZM102 65V66H101ZM123 65V66H122ZM127 65V66H126ZM108 66V67H107ZM117 66H121L120 67V69L121 70H118V68L119 67H117ZM7 67H10V69L9 68H7ZM15 68V70H14V68ZM17 67V68H16ZM20 67V68H19ZM37 68V69H34V68ZM53 67V68H52ZM62 67V69H60ZM100 67V68H99ZM103 69H102V68ZM116 67V68H115ZM42 68V69H41ZM55 68H56V70H55ZM77 68V69H76ZM80 68V69H79ZM124 68V69H123ZM34 69V71H32ZM73 69V70H72ZM79 69V70H78ZM112 69H114V70H112ZM8 70H10V71H8ZM28 70H29V72H28ZM37 70V71H36ZM38 70H39V72H38ZM40 70L42 71L41 73H40ZM44 70V71H43ZM88 70V71H87ZM97 70V71H96ZM101 70V71H100ZM16 71V72H15ZM75 71H77V73L75 72ZM110 72V75L111 74H113V73H115V75L113 74L112 76H109V72ZM114 71V72H113ZM119 71V72H118ZM123 71H124V73H123ZM199 72L201 71L200 69L198 70ZM9 72H12V73H9ZM28 72V73H27ZM35 73V74H33V73ZM67 72H70V73H67ZM84 72V73H83ZM88 72V73H87ZM98 72V73H97ZM108 72V73H107ZM112 72V73H111ZM121 72V73H120ZM137 72V73H136ZM9 73V74H8ZM15 73V74H14ZM23 73H25V75H27V76H25V75H23ZM32 73V74H31ZM45 73V74H44ZM76 73V74H75ZM95 73V74H94ZM133 73V74H132ZM20 74H22L23 76V78H22V80L24 79V82L21 80V79H19L20 78ZM40 74V75H39ZM65 74H68V76L69 75H71V76H69L68 78L66 77V75ZM79 74V75H78ZM81 74V75H80ZM108 75V76H106V75ZM134 74H137V76H134ZM16 75V76H15ZM19 75V76H18ZM35 75V76H34ZM38 77H37V76ZM62 75H64V76H62ZM83 75V76H82ZM101 75V76H100ZM122 75H120V76H122ZM9 76H12V77H10L9 78ZM18 76V79H19V81H18V79L17 78H15V77H17ZM128 76V75H127ZM130 76L132 77L131 78V80H130ZM135 79H134V78ZM206 77V76H205ZM209 77V76H208ZM207 78V77H206ZM206 78H203L206 82H207V79ZM1 79H3V80H1ZM12 79V80H11ZM17 79V81H15ZM65 79V80H64ZM96 79V80H95ZM124 79V80H123ZM209 79V78H208ZM86 80V81H85ZM9 81V82H8ZM14 81H15V83H14ZM27 82V84H26V82ZM3 82H5L6 84H7V82H8V86H10V87H8V86H6V84L5 83H3ZM12 82H13V84H12ZM49 82V83H48ZM133 82V83H132ZM1 83H3L2 85H1ZM9 83H10V85H9ZM17 83V84H16ZM24 83V84H23ZM12 84V85H11ZM28 84H30V87L28 86ZM32 84V85H31ZM45 84V85H44ZM46 84H47V86H46ZM86 84V85H85ZM109 84V85H108ZM132 84V86H130V85ZM4 85V86H3ZM21 85V86H20ZM26 85V86H25ZM90 85V86H89ZM111 85V86H110ZM2 86H3V88H2ZM12 86V87H11ZM23 86V87H22ZM26 88H25V87ZM31 86H33V88L35 89H33V88H31ZM36 86V87H35ZM50 86V87H49ZM53 86V87H52ZM55 86V87H54ZM125 86H127L128 88L126 89L125 88ZM129 86H130V88H129ZM6 87V88H5ZM39 87V88H38ZM76 87V88H75ZM105 87H107V88H105ZM109 87V88H108ZM24 88V89H23ZM73 88V89H72ZM113 88V91L112 90H109V89H112ZM120 88H121V90H120ZM123 88V89H122ZM21 89V90H20ZM24 91H23V90ZM31 91H30V90ZM49 89V90H48ZM102 89V90H101ZM105 89V90H104ZM130 89H132L131 90V92H129L130 91ZM10 90V91H9ZM15 90V91H14ZM33 90H34V92H33ZM47 90V91H46ZM51 90V91H50ZM52 90H54V91H52ZM63 90V91H62ZM73 90L75 91V92H73ZM106 90H108V91H111V92H108V91H106ZM124 90H126V92L127 93H129L128 95H127V93H126V95H125V91ZM128 90V91H127ZM7 91V92H6ZM23 91V92H22ZM40 91V92H39ZM43 91V92H42ZM50 91V92H49ZM78 91V92H77ZM87 91H88V89H87ZM103 91H105V92H103ZM123 91L124 92V94L122 95V94H120L121 92ZM9 92V93H8ZM24 92H26V93H24ZM47 92H48V95H47ZM103 92V93H102ZM116 92V93H115ZM122 92V93H123ZM255 92H257V93H255ZM255 92H253V94H250L249 96H250V100L251 101H253L254 103H255V105H256V109L258 108V107H260L261 105L262 106H264V100H262V99H259V98H261L262 97V95H263V93H264V90L262 89L261 90V88H256V90H255ZM8 93V94H7ZM39 93V94H38ZM43 93H44V95H43ZM53 93V94H52ZM104 93H106L105 95H104ZM108 93V94H107ZM251 93V92H250ZM59 94V95H58ZM255 94L258 96L257 98H258V100H257V98H253V96L255 97ZM258 94H260V97H259V95ZM23 95V96H22ZM40 95V96H39ZM103 95H104V97H103ZM112 95V96H111ZM113 95H115V96H118L119 98L121 97V95L124 97V95H125V99L123 98V97H121L122 99V102H127V103H122L121 102V100L120 99H118V97H115V96H113ZM134 95H132V96H134ZM56 96V97H55ZM109 96H110V98H109ZM43 97V98H42ZM48 97V98H47ZM93 97L95 98V100H96V98L97 97H99L98 99H97V101H95L94 99H93ZM100 97H101V99L103 98V100H101L100 99ZM112 97H114L115 98V100L112 98ZM137 97V96H136ZM138 97H139V94H138ZM9 100H8V99ZM26 98V99H25ZM33 99H35V100H37L38 101V99H41V100H39L38 101V103L37 102H34L35 100H33ZM44 99V100H43ZM60 99V98H59ZM58 99V100H59ZM90 99H92L94 102H95V104L93 103V101L92 100H90ZM110 99V100H109ZM47 100V101H46ZM57 100V101H58ZM72 100H74V99H72ZM90 100V101H89ZM114 100V101H113ZM117 100V101H116ZM124 100V101H123ZM125 100H127V101H125ZM56 101V102H57ZM92 101V102H91ZM99 101V102H98ZM113 101V102H112ZM119 101V102H118ZM256 101V102H255ZM30 102V103H29ZM32 102V103H31ZM91 104H89V103ZM104 102V103H103ZM106 102H108V104L106 103ZM112 104H111V103ZM5 103V104H4ZM10 103V104H9ZM26 103V104H25ZM48 103V104H47ZM55 103V102H54ZM74 103V104H73ZM88 103V104H87ZM99 105H98V104ZM118 103V104H117ZM120 103V104H119ZM34 104V105H33ZM71 104H73V105H71ZM87 104V105H86ZM103 104H104V106H103ZM109 104H110V106H109ZM29 105V106H28ZM72 107H71V106ZM89 105V106H88ZM101 105V106H100ZM106 105V106H105ZM116 105H117V107H116ZM121 105V106H120ZM126 105V106H125ZM2 106V107H1ZM91 106V107H90ZM111 106H113V108L111 107ZM116 108H115V107ZM22 107V108H21ZM66 107V108H65ZM73 107H76V109H78V107H80V108H83V111H84V113H83V111H82V109H78L79 111L81 110L82 111V113L83 114H79L78 112V110H77V112H76V109H73ZM90 107V108H89ZM94 107H95V109H94ZM101 108V110L100 109H98V108ZM124 107H121V108H124ZM50 108V109H49ZM62 108V109H61ZM104 110H103V109ZM109 108H112L111 109V115H110V112L108 111V110H110ZM115 108V109H114ZM58 109H59V111H58ZM61 109V110H60ZM97 109V110H96ZM7 110V111H6ZM47 110V111H46ZM75 110V111H74ZM106 110V111H105ZM113 110H114V112H113ZM50 111V112H49ZM91 111V112H90ZM94 111V112H93ZM105 111V112H104ZM99 112H100V115H98L99 114ZM104 112V113H103ZM24 113V114H23ZM29 113V114H28ZM88 113H89V115H88ZM94 113V114H93ZM11 114V115H10ZM14 116H13V115ZM17 114V115H16ZM93 114V115H92ZM95 114L97 115V116H95ZM107 114V115H106ZM20 115V116H19ZM101 115H103V116H101ZM105 115H106V117H108V119L105 117ZM109 115V116H108ZM33 116V117H32ZM39 116V117H38ZM44 116V118H42ZM76 116V117H75ZM93 116H95V117H93ZM99 116V117H98ZM114 116V115H113ZM13 117V118H12ZM38 117V118H37ZM93 117V118H92ZM96 117H97V119H96ZM101 117V120L99 119ZM103 117H105L106 118V121H108V122H106L105 123V121H103ZM34 118V119H33ZM37 118V119H36ZM40 118V119H39ZM42 118V119H41ZM48 118V120H46ZM62 118V119H61ZM111 118V119H110ZM112 118H113V121H112ZM32 119V120H31ZM35 119H36V121H35ZM64 119V120H63ZM96 119V120H95ZM109 119H110V121H109ZM40 120V121H39ZM69 120V121H68ZM94 120V121H93ZM105 120V119H104ZM6 121V122H5ZM47 123H46V122ZM63 121V122H62ZM79 121V122H78ZM87 121V122H86ZM95 121H97V122H99V121H102V122H100V124L99 123H97V122H95ZM36 122H38V123H36ZM86 122V123H85ZM248 122L250 123V125L252 126V118H248ZM40 123V124H39ZM60 123H61V130H59L60 129V127L58 126V125H60ZM66 125H64V124ZM67 123V124H66ZM83 123V124H82ZM85 123V124H84ZM91 125H90V124ZM102 123V124H101ZM16 124H18V125H16ZM33 124V125H32ZM63 124V125H62ZM94 124H98L97 125V127H99V128H97L96 127V125H94ZM35 125V126H34ZM51 125V126H50ZM55 125V126H54ZM72 125V126H71ZM78 125V126H77ZM58 126V127H57ZM88 126H89V128H88ZM106 126H108L109 128H107ZM25 127V129H23ZM52 127V128H51ZM62 127H64V128H62ZM93 127V128H92ZM97 128V129H99V131H101V132H99V133H101V135L100 134H98V130L97 129H95V133H94V130H93V132H92V129H94V128ZM102 127H103V129H102ZM13 128H15L16 130H14ZM54 128V129H53ZM79 128H81V129H79ZM92 128V129H91ZM101 128V129H100ZM107 128V129H106ZM53 129V130H52ZM65 129H66V131H65ZM91 130V134L93 133V137L91 136V139H93V140H91L90 139V130ZM13 130V131H12ZM59 130V131H58ZM75 130H77V131H75ZM89 130V131H88ZM103 130V131H102ZM17 131V132H16ZM57 131H58V133H57ZM63 131H65V132H63ZM71 131V133H69V135H72V136H69L68 135V132H70ZM87 131V135L86 134H84L85 132ZM110 131V130H109ZM108 131V132H109ZM21 132V133H20ZM44 132V133H43ZM84 132V133H83ZM14 133H15V135H14ZM63 133H66V135L65 136H67L68 135V139H65V138H62L64 135H63ZM96 133H97V136H96ZM104 133H106V134H104ZM19 134V135H18ZM78 134H79V136L81 137V134H82V137L83 136H85V138L87 139L86 140V142H85V140L83 141V139H81L79 136H78ZM102 134H104V135H102ZM109 134V133H108ZM253 134H254V149L255 148H257V149H263L264 148V129H263V127H262V125L260 124V119H256V122H255V125L253 126ZM57 135V136H56ZM63 135V136H62ZM61 136V137H60ZM64 136V137H65ZM74 136V137H73ZM95 136V137H94ZM99 136L101 137L102 136V138H99ZM13 137V138H12ZM5 138V139H4ZM23 138H27L26 139V142H25V139H23ZM67 138V137H66ZM69 138L70 139H73V138H75L76 139V141H78V139L77 138H80V140L78 141V142H75L74 140L72 141V142H75L76 144H74L73 145V148H71V149H73V150H71L72 151V153H70V150L67 148V144H70L69 142H71L70 140H69ZM84 138V137H83ZM96 138V139H95ZM98 138V139H97ZM36 139V140H35ZM89 139H90V141H89ZM8 140H10V141H8ZM94 140H96V142H94ZM36 141V142H35ZM63 141H66V145L65 144H63ZM80 141H83L84 143H85V145H84V143L83 144H81V142ZM87 141H88V144H91V146H89V147H87ZM94 142V144H92L91 142ZM35 142V143H34ZM90 142V143H89ZM21 143V144H20ZM39 143V144H38ZM77 143H79L80 144V147L82 146V148H77V146H79V144L77 145ZM97 143V144H98ZM141 144H143L144 143V141L142 142H140ZM38 144V145H37ZM21 145V146H20ZM37 145V146H36ZM32 146V147H31ZM66 147V149H64L63 147ZM84 146H86V147H84ZM84 147V148H83ZM8 148H10V146L8 147ZM31 148V149H30ZM46 148V149H45ZM76 148V149H75ZM42 149V150H41ZM61 149H62V151H61ZM64 149V150H63ZM67 149H68V151H69V153L67 152ZM84 149H87V151H83ZM5 150H6V152H5ZM48 150V151H47ZM61 151V152H59L58 153V151ZM75 150V151H74ZM76 150H78V151H80V153L79 154H81V152H83V153H85L84 154V156L85 157H88V158H86L85 159V157L84 156H82L83 155V153L81 154V155H79V154H77L78 152H76ZM15 151V152H14ZM24 151V152H23ZM34 151V152H33ZM40 151V152H39ZM48 152L47 154H46V152ZM56 151V152H55ZM91 153H90V152ZM8 152V153H7ZM42 152H44V153H42ZM53 153L52 155L50 154V153ZM76 152V156L78 155L79 157L81 156V157H84V159H82V161H81V159H79V157L77 156H75V155H72V154H74ZM87 152H88V154H87ZM57 153V154H56ZM6 154V155H5ZM27 154V155H26ZM50 154V155H49ZM60 154H61V156H60ZM66 154H68V155H66ZM93 154V155H92ZM34 155V156H33ZM47 155H49V156H54V157H56V155H57V157H56V159H57V167L55 166V168L53 169V173L54 174H52L51 175V169H50V167L49 166H47L48 165V163H49V161L51 160L50 158H49V156H47ZM70 155H72L71 157H72V159L70 158ZM34 157V158H32V157ZM42 156V157H41ZM47 156L48 157V163L46 164V158L45 157ZM89 156H91V160L89 159ZM2 157V158H1ZM8 157V158H7ZM20 157V158H19ZM41 157V158H40ZM66 157H69L70 159V161H72L71 163L69 162V161H67L68 160V158L65 160V158ZM74 157L76 158V159H79V160H77L78 161V163H82V165H80V164H78L77 162V164H76V166H75V164H72V163H74L75 162V160L76 159H74ZM80 157V158H81ZM94 157V156H93ZM11 158H12V160H11ZM22 158V159H21ZM52 158V157H51ZM62 158H64V160L62 159ZM32 159V160H31ZM37 159H38V161H37ZM46 159V160H45ZM55 159V158H54ZM62 159V160H61ZM74 159V160H73ZM87 159L89 160V161H87ZM17 160V161H16ZM22 160V161H21ZM24 160V161H23ZM84 160H86V162H88V163H86L85 164V161ZM95 159L93 158V161H94ZM8 161V162H7ZM20 161H21V163H20ZM32 161V162H31ZM41 161V162H40ZM66 161H67V163H66ZM14 162V163H13ZM68 162L71 164H68ZM84 162V163H83ZM18 163V164H17ZM41 163V164H40ZM58 163H59V165H58ZM62 164V166H61V164ZM32 164V165H31ZM41 166H40V165ZM44 164H46L45 166H44ZM39 165V167H37ZM74 165V166H73ZM80 165V166H79ZM15 166V167H14ZM46 166H47V168H46ZM216 166V165H215ZM29 167V168H28ZM21 168V169H20ZM17 169V170H16ZM26 169V170H25ZM46 169V170H45ZM59 169V170H58ZM6 172H5V171ZM37 170V171H36ZM43 170H44V172H43ZM56 170V171H55ZM64 172V173H62V171ZM22 171V172H21ZM35 171V172H34ZM50 171V173H48V172ZM55 171V172H54ZM61 171V172H60ZM80 171V172H79ZM83 171V172H82ZM33 172V173H32ZM47 172V173H46ZM57 172V173H56ZM79 172V173H78ZM44 173L47 175V174H49V175H47V176H45L44 175ZM59 174L58 176L56 175V174ZM77 173V174H76ZM39 174V175H38ZM65 175L64 177H63V175ZM67 174V175H66ZM69 174V175H68ZM70 174H71V176H70ZM37 175V176H36ZM41 175L43 176H45V177H41ZM52 177H51V176ZM56 175V176H55ZM7 176V177H6ZM17 176V177H16ZM31 176V177H30ZM53 176H54V178H53ZM60 176H62V177H60ZM70 176V177H69ZM41 177V178H40ZM47 177H51L52 178V180H51V178H47ZM60 177V178H59ZM9 178V179H8ZM45 178V179H44ZM79 178V177H78ZM2 179H5V180H2ZM44 179V180H43ZM50 179V180H49ZM64 179H67L66 181L64 180ZM69 179V180H68ZM79 179H81V178H79ZM175 179H177V180H175ZM183 179L184 178H181V179H179V177H174V178H172V182H171V184L175 181V183H177V186H176V184L174 183V185H175V187L177 188L178 187V183L180 182H182L183 181ZM186 179V178H185ZM71 180H73V178L71 179ZM129 180H131V179H129ZM36 181V182H35ZM56 181V182H55ZM63 181V182H62ZM132 181V180H131ZM16 182V183H15ZM53 182H55V183H53ZM23 183H25V184H23ZM43 183H44V185H43ZM6 184V185H5ZM29 184V185H28ZM31 184V185H30ZM36 184V185H35ZM39 184H42V185H40L39 186ZM15 186L14 188H13V186ZM20 185H21V187H20ZM55 185V186H54ZM174 185L172 184V186H173V188H174V190L172 191V193H171V195L169 196V198H170V200H168L167 201V203H169V206L168 205H166L167 206V210L169 211H164V210H161V211H163V214H160V215H162L161 216V219H162V221L164 222L166 219H168V217H170V215H172L173 214V212H175L176 210H177V204H178V202H179V197H178V194L176 193L177 191H176V188L174 187ZM180 185V184H179ZM28 186V187H27ZM58 186V187H59ZM145 187H146V192H144V195H142L141 197H140V201H138V202H140V203H138V207H137V203H136V205H135V203L134 202H131L132 201V197H128L127 195H125L124 197H125V199L127 198V202H125L126 200L124 199V197H123V199L125 200H121L120 199V203H121V206L120 207H125V206H127L126 208H124V209H120V207H119V212H117V214H120V213H124V212H129V213H132L131 214V216L133 217H141L142 216V214H143V212H145L146 211V207H145V204L147 205V203H148V200L150 199L149 197L151 196V198H152V192H150V189H149V185L147 186V184L145 183ZM32 189V190H28V189ZM113 188H115V187H113ZM116 188H117V186H116ZM11 189V190H10ZM35 189V190H36ZM21 191V192H20ZM27 191H28V193H27ZM114 190L112 189V193H111V190H110V193L111 194H113L114 192H113ZM148 191V192H147ZM17 192V193H16ZM30 192V193H29ZM150 192V193H149ZM27 193V194H26ZM146 193V194H145ZM149 193V194H148ZM25 194V195H24ZM28 194H30V195H28ZM33 194V195H32ZM172 194H173V196H172ZM174 194L175 195H177V197L176 196H174ZM11 195V196H10ZM24 195V196H23ZM28 195V196H27ZM149 195V197L147 198V197H145V196H148ZM6 196V197H5ZM9 196V197H8ZM15 196V197H14ZM21 196V197H20ZM31 197V199H30V197ZM111 196V195H110ZM131 196V195H130ZM4 197V198H3ZM20 197V198H19ZM25 199H24V198ZM142 197H143V199H142ZM146 198V200L147 201H144V199ZM175 199H174V198ZM214 196H213V194H212V197H210V199H211V201L213 202V203H216V200L213 198ZM36 199H37V196L35 197ZM130 198V200H128ZM213 198V199H212ZM7 199V200H8ZM22 199V200H21ZM134 199V198H133ZM177 199H178V201H177ZM209 199V200H210ZM25 200V201H24ZM176 200V201H175ZM204 200V199H203ZM28 201V202H27ZM129 201V202H128ZM199 201H201V200H199L198 199V202ZM211 201H209V208H211L212 206H211V204H212V202ZM26 202V203H25ZM106 203V200H104L103 202H101V203ZM146 202V203H145ZM142 203V204H141ZM98 204H99V201H98ZM97 204V202H93V204H92V206L94 207V210H96L97 208H99V207H101L102 206V204H99L98 205ZM174 204V205H173ZM123 205V206H122ZM139 205H141V208H140V206ZM173 205V206H172ZM99 206V207H98ZM103 206H104V204H103ZM130 206V207H129ZM136 206V207H135ZM142 206H144V208L142 207ZM166 206H164L163 208H165V210H166ZM213 206H214V204H213ZM128 208H131L132 209V212H131V210L130 209H128ZM27 209H28V207H27ZM138 211H137V210ZM140 209V210H139ZM145 209V210H144ZM175 211H174V210ZM93 210V211H94ZM98 210V209H97ZM135 210H136V212H135ZM143 212H142V211ZM92 211V212H93ZM134 211V212H133ZM139 211H141L142 213H140ZM80 213H78V214H80L79 216L80 217H84V212H86V211H84L83 212V210H82V214H81V211H79ZM166 212V213H165ZM172 212V213H171ZM45 214L44 216H42L41 217V215L42 214ZM134 213H138L137 215H140V216H135L134 215ZM170 215H169V214ZM41 214V215H40ZM78 214L76 215L77 217L75 218L74 217V219H79L80 217L78 216ZM86 214V213H85ZM95 214H97V212L95 213ZM116 214V215H117ZM128 214V213H127ZM158 217H160V215H158V214H156ZM38 216H40V218L41 219H44L45 217H47V215H46V213L44 212L43 213V210L42 211H40L39 212V214L37 215V217ZM164 216H165V218H164ZM40 218H38V219H40ZM127 218V217H126ZM142 218V217H141ZM81 219V218H80ZM165 219V220H164ZM171 219V218H170ZM170 219H168V221H170ZM123 220H125V218H123L122 219V221ZM130 220H132V219H130ZM135 220L136 219H134V220H132V222L134 221L135 222ZM143 220V219H142ZM142 220H140L137 224H139V226L138 225H136L137 226V228H135V230H134V228L133 229H131V230H127L126 231V235H125V237H126V239L128 238V240L130 239H132V237H133V235H135L134 234V232L136 233V231L137 230H139V227H140V223H141V221ZM125 221H127V219L125 220ZM167 221V220H166ZM162 222V223H163ZM144 222L142 221V223H141V225L143 224ZM168 224V225H167ZM164 225H166L165 226V228L167 229H165V232H169V230H168V226H169V229H170V222L169 223H166V222H164ZM67 227H68V225H67ZM140 229H141V227H140ZM105 230V231H104ZM132 230H134V232L132 231ZM132 231V232H131ZM102 234H103V232L105 233V234H109V233H111V232H113V231H106V229H102ZM107 232V233H106ZM166 234H168V233H166ZM165 234V235H166ZM110 235V234H109ZM127 235H128V237H127ZM97 236H99V235H97ZM104 236V235H103ZM129 240V241H130ZM54 241V240H53ZM56 241L57 240H55V244H56ZM52 242V241H51ZM49 242L48 243V245H49V248H47L46 247V250L50 253V252H52V250H53V248L51 249V245L54 243V242ZM55 244H53L52 245V247H54V245ZM108 246V245H107ZM107 246H106V248H107ZM143 247V246H142ZM142 247L140 246L139 247V249H136V251H135V254H134V251H132V254L133 255H135L134 257H136V255L138 256V254L140 253V254H142V251H144V250H142ZM106 248H105V251H104V253H103V255L102 256H99V258L97 259V261H99V264H105V263H107V264H113L112 262V255L113 254H119V253H117V251H121V252H123L124 251V249L123 248H118L119 250H117V251H115L114 249H112V247H111V249L110 250H106ZM108 248H110V247H108ZM107 248V249H108ZM51 249V250H50ZM126 249V248H125ZM149 249V248H148ZM153 248H150V250H149V258L148 257H145L146 259H144L145 260V262H143L144 260H142L141 258V263L142 264H153L154 262H155V260H154V258H153V253L152 252H154L153 250H152ZM128 250V249H127ZM191 250V251H190ZM190 250H189V252H188V254L190 255V253H191V255L193 254L192 252H193V248L191 247L190 248ZM89 252H90V250H88ZM87 251V254L86 255H88V256H85L86 258H89V260L87 259L86 261H82L83 260V258H84V260L86 259L85 257H83L82 258V260L81 259H79V260H77V259H75V260H73L74 261V263H76L77 261H79L80 263H84V262H86V263H89V261L91 260V259H93L92 258V256L91 255H89V254H91V253H89ZM109 251V252H108ZM110 251L112 252V251H115V253H113L112 255H111V253H110ZM130 251V250H129ZM129 251L126 253V254H128V256L130 257V254H131V251H130V254H129ZM151 251V252H150ZM47 252V257L44 259V262H46L45 264H47V263H49V261H51L50 263L51 264H53V261H56V256H57V254L55 255L53 252H52V254H49ZM85 253H86V251H84ZM126 252V251H125ZM125 252L124 253H120L118 256H121V255H125ZM139 252V253H138ZM67 253H70V255L73 253H71V252H67ZM108 253V254H107ZM110 253V254H109ZM136 253H138V254H136ZM152 253V254H151ZM131 254V261L132 262H130V263H128V264H132L133 262H135V264H137L136 262H138V264H141V263H139L140 261V259H138V257H136V258H133V255ZM139 254V257L141 256ZM52 255V256H51ZM55 255V256H54ZM65 255H66V253H65ZM64 255V256H65ZM191 255L189 256V257H191ZM63 256V257H64ZM91 256V257H90ZM108 256H110L111 258H110V260H109V257ZM151 256V257H150ZM50 257V258H49ZM55 258V259H52V258ZM71 258H72V256H70ZM66 258H69V255L67 254V256H65V260H66ZM152 260H151V259ZM64 259V258H63ZM73 259V258H72ZM72 259H71V261H72ZM96 259L95 260H91L92 262L93 261H95V262H97L96 261ZM102 259V260H101ZM104 259V260H103ZM137 259H138V261H137ZM49 260V261H48ZM53 260V261H52ZM133 260H135V261H133ZM147 260V261H146ZM76 261V262H75ZM82 261V262H81ZM88 261V262H87ZM150 261H151V263H150ZM91 262V263H92ZM102 262V263H101ZM109 262V263H108ZM148 262V263H147ZM55 263V262H54ZM71 263H73V262H71ZM73 263V264H74ZM25 264H28V263H25ZM69 264H70V262H69ZM77 264H79V263H77ZM134 264V263H133Z\"/></svg>",
    "mask_w": 264,
    "mask_h": 264
}]
</instances>
